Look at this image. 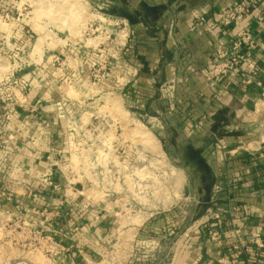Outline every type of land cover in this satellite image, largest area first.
Masks as SVG:
<instances>
[{
	"label": "crops",
	"instance_id": "0c3cea01",
	"mask_svg": "<svg viewBox=\"0 0 264 264\" xmlns=\"http://www.w3.org/2000/svg\"><path fill=\"white\" fill-rule=\"evenodd\" d=\"M97 1L118 25L113 67L122 76L123 97L133 112L163 123L164 133L174 136L169 148L198 178L188 198L191 211L180 224L169 228L165 216L136 230L132 263L264 264V0ZM240 2L249 5L240 27L255 38L256 48L226 80L207 82L203 74L215 60L216 40L228 46L234 38L236 28L223 26V18ZM65 54L78 60L93 53L68 49ZM250 70L260 87L244 85ZM29 101L31 113L0 150V190L12 193L25 212L42 216L46 210L39 205L53 197L50 189L44 196L36 186L55 183L53 157L63 134L47 129L32 108L38 101ZM200 164L211 172V181L203 180ZM72 201L63 200L68 212L52 213L48 225L55 234H50L71 254L73 261L69 257L65 264H88L105 248V218L77 204L70 208ZM209 209L217 220L208 217Z\"/></svg>",
	"mask_w": 264,
	"mask_h": 264
},
{
	"label": "rangeland",
	"instance_id": "374dc122",
	"mask_svg": "<svg viewBox=\"0 0 264 264\" xmlns=\"http://www.w3.org/2000/svg\"><path fill=\"white\" fill-rule=\"evenodd\" d=\"M108 11L97 0H0V150L31 113L29 100L38 101L37 119L63 134L55 183L36 186L53 197L39 205L42 216L0 190V264L73 261L50 234L52 213L68 212L63 200L105 218V248L88 264H134L138 228L165 216L175 227L191 211L196 172L169 148L174 136L163 123L133 112L123 97L113 67L118 25ZM68 49L91 51L92 58L74 60Z\"/></svg>",
	"mask_w": 264,
	"mask_h": 264
},
{
	"label": "built area",
	"instance_id": "2783aa9c",
	"mask_svg": "<svg viewBox=\"0 0 264 264\" xmlns=\"http://www.w3.org/2000/svg\"><path fill=\"white\" fill-rule=\"evenodd\" d=\"M248 12L249 5L245 2H240L234 5L225 14L222 25L226 27L233 26L236 28L234 38L228 46L224 45L219 40H216L215 60L207 67L203 74L205 81L222 82L250 61L252 52L256 48V41L254 37L240 27V23ZM252 84L257 85L258 87L261 86V83L256 81L255 72L250 70V72L245 75L244 85L249 86ZM261 98L264 100V87H262L261 90ZM49 185L51 186V183H49ZM219 190L220 187L216 186L215 191L218 192ZM206 213L211 220H217L219 218L218 214L210 209ZM217 237V233L211 236L212 239Z\"/></svg>",
	"mask_w": 264,
	"mask_h": 264
},
{
	"label": "trees",
	"instance_id": "16d2710c",
	"mask_svg": "<svg viewBox=\"0 0 264 264\" xmlns=\"http://www.w3.org/2000/svg\"><path fill=\"white\" fill-rule=\"evenodd\" d=\"M193 157L194 159L197 158L198 156L193 154ZM201 167H202V175H203V180L204 181H211L212 179V175H211V172L209 171V169H207V167L204 165V164H200ZM206 190H207V186H205ZM48 193L47 192H44L43 195L46 196Z\"/></svg>",
	"mask_w": 264,
	"mask_h": 264
},
{
	"label": "bare ground",
	"instance_id": "6f19581e",
	"mask_svg": "<svg viewBox=\"0 0 264 264\" xmlns=\"http://www.w3.org/2000/svg\"><path fill=\"white\" fill-rule=\"evenodd\" d=\"M142 139H143V138H142ZM150 193H151V192H150ZM144 202H145V201H144ZM142 223H143V222H142ZM142 223H141V224H142ZM135 225H138V224H135ZM27 263H29V264H32L30 261H29V262H27ZM41 264H42V263H41Z\"/></svg>",
	"mask_w": 264,
	"mask_h": 264
}]
</instances>
